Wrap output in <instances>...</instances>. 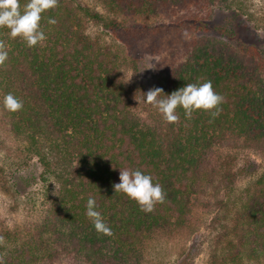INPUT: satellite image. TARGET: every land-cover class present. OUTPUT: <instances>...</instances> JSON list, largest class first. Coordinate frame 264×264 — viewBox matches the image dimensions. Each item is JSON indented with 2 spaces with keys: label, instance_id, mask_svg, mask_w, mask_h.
Listing matches in <instances>:
<instances>
[{
  "label": "trees",
  "instance_id": "16d2710c",
  "mask_svg": "<svg viewBox=\"0 0 264 264\" xmlns=\"http://www.w3.org/2000/svg\"><path fill=\"white\" fill-rule=\"evenodd\" d=\"M217 1L226 0H102L114 15L105 19L58 0L56 8L42 13L46 40L31 48L0 28L9 54L0 66L1 122L37 155L44 182L55 181L38 219L0 226V264L135 262L155 234L172 235L190 226L198 194L210 182L205 164L214 146L264 151V61L259 50L239 51L204 36L184 42L157 63L154 88L163 90L158 99L185 84L211 81L224 98L215 117L201 109L188 119L177 108L179 120L168 123L157 107V114L146 118L130 106L122 76L130 59L126 41L135 47L142 35L154 36L158 28L140 20ZM85 16L125 44L93 39L84 30ZM49 18L57 23L48 24ZM184 24L186 29L198 24L208 28L203 20ZM9 92L23 101L21 110L3 108ZM120 168L150 174L165 191V201L146 213L124 193H115ZM89 197L95 198L111 236L97 232L87 217ZM227 209L225 244L214 256L222 264H264V173Z\"/></svg>",
  "mask_w": 264,
  "mask_h": 264
},
{
  "label": "rangeland",
  "instance_id": "374dc122",
  "mask_svg": "<svg viewBox=\"0 0 264 264\" xmlns=\"http://www.w3.org/2000/svg\"><path fill=\"white\" fill-rule=\"evenodd\" d=\"M67 1L97 12L105 19L114 16L102 0ZM177 11L154 21L140 20L158 26L154 28V36L142 35L135 47L126 41L130 49L127 56L132 62L127 61L122 76L128 86L130 106L142 117L151 118L158 112L143 99L144 93L154 88L157 63L169 58L171 52H177L184 42L215 36L239 51L259 50L264 61V0L217 1L203 7L191 4ZM194 20L207 22L208 28L198 24L186 29L184 22ZM82 23L86 34L93 39L125 44L89 16H85ZM228 145L221 143L210 150L212 153L205 164L210 182L205 183L203 193L198 194L190 226L172 235L155 234L138 259L130 264H222L214 255L221 253L220 248L225 244L222 225L226 210L239 203L246 190L264 173V151ZM42 172L37 155L29 153L22 142L8 134L1 122L0 110V226H21L40 217L54 188L52 179L44 182Z\"/></svg>",
  "mask_w": 264,
  "mask_h": 264
},
{
  "label": "clouds",
  "instance_id": "9594fccd",
  "mask_svg": "<svg viewBox=\"0 0 264 264\" xmlns=\"http://www.w3.org/2000/svg\"><path fill=\"white\" fill-rule=\"evenodd\" d=\"M58 0H27L21 4V0H0V28L9 29L11 38L20 37L27 47H35L46 40L45 32L41 27L42 13L57 7ZM55 18H49L48 24L54 25ZM6 45L0 41V66L8 59ZM163 90L150 89L144 93V102L158 108L163 119L168 123H176L179 116L177 108L184 110L185 117L190 119L196 110L209 111L211 116L219 115L223 103V96L217 93L211 81L203 83H188L183 87L166 94L165 98H159ZM140 102V101H139ZM2 106L9 112H17L23 108V101L9 92L3 96ZM119 182L113 184L115 193H124L129 199L136 201L140 210L151 213L157 203H163L166 193L159 183H154L153 177L140 169L120 168ZM51 183L55 181L51 180ZM94 197H89L86 205V215L90 219L97 232L111 236L112 230L104 221L102 213Z\"/></svg>",
  "mask_w": 264,
  "mask_h": 264
}]
</instances>
